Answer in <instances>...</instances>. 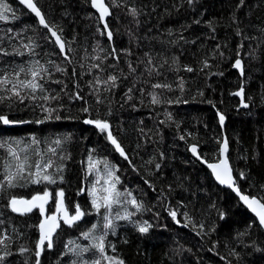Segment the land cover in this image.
<instances>
[{"label": "trees", "instance_id": "1", "mask_svg": "<svg viewBox=\"0 0 264 264\" xmlns=\"http://www.w3.org/2000/svg\"><path fill=\"white\" fill-rule=\"evenodd\" d=\"M4 2L13 12L7 21H0V79L6 77L10 83L0 84V96L11 99L0 102V115L30 122L0 123V143H11L21 157L27 155L32 172L37 160L41 165L51 161L47 172L57 181L33 184L18 179L16 187L0 192V240L12 253L4 264H35L41 217L38 209L25 215L14 213L8 201L30 199L48 190L51 196L45 209L49 214L55 209V193L61 189L70 214L79 204L86 215L72 227L60 222L54 246H45L41 264L80 260L69 249L90 244L82 234L93 224L98 226L96 236L108 231L106 242L114 250L107 247L106 255L125 264H264L263 229L187 151L188 145L196 144L202 158L215 161L225 135L240 190L264 202V0H244L243 4L240 0H193L191 4L188 0H117L119 6L105 0L111 13L107 19L111 41L89 0H38L46 22L65 42L68 59L31 13L15 0ZM132 8L138 10L135 17L130 14ZM237 58L242 61L243 75L233 67ZM93 64L100 67L93 68ZM40 66L46 71H41L37 82L44 91L33 94L31 89H20L22 102L6 91L17 80H31L30 70ZM109 75L118 78L115 87L109 90L108 85L96 84L97 78L104 81ZM154 84L171 88H153ZM241 86L248 107L238 109L239 96L233 93ZM77 93L82 100L75 98ZM153 93L161 103H152ZM45 95L58 98L46 103L41 99ZM97 97L102 103H97ZM42 105L57 109L53 117L62 118L36 123L46 115ZM84 107L89 112H83ZM217 112L225 115L224 131ZM84 119L107 120L128 159L120 157L106 133L84 124ZM33 138L38 145L32 144ZM56 139L61 145L54 143ZM15 141H21L19 147ZM25 146L27 151H21ZM50 147L55 154L47 151ZM37 151L42 155H36ZM90 155L106 161L119 177L120 203L110 212L115 234L103 228L105 209L98 214L91 204L89 191L95 185L97 195H105L99 190L108 177L104 163L89 171ZM6 163L15 170L7 144L0 147V181ZM61 167L63 171L58 172ZM241 172L244 179H240ZM133 198L143 205L141 211L127 202ZM125 210L134 215L117 219ZM172 211L177 213L176 220L169 214ZM144 222L151 227L141 234L137 225ZM4 246L0 244V249ZM21 247L28 251L20 253ZM82 256L91 261L99 253L90 249Z\"/></svg>", "mask_w": 264, "mask_h": 264}, {"label": "snow or ice", "instance_id": "2", "mask_svg": "<svg viewBox=\"0 0 264 264\" xmlns=\"http://www.w3.org/2000/svg\"><path fill=\"white\" fill-rule=\"evenodd\" d=\"M20 4L25 5L32 13L35 14V16L38 18L39 24L42 25L44 28L48 29V31L51 33L53 37H55V42L59 46L60 52L63 54L65 52V42L62 40V37L58 35L57 31L53 30L54 26H50L45 19V16L42 14L41 9L37 6V2H34V0H19ZM188 2L191 4L193 0H188ZM110 3L112 6H119L117 3V0H110ZM240 3L243 4L244 0H240ZM91 5L94 9H96L99 12V18L102 22L106 20V17H108L111 13L109 10V5L105 3V0H91ZM137 9L132 8L130 9V14L135 17L137 15ZM12 8L4 2V0H0V21H7L9 19L8 13H12ZM13 19H16L15 14L12 15ZM104 28L107 30V36L109 41L112 40L113 33L108 30V24L104 23ZM242 46V45H241ZM27 47V46H26ZM68 51H71V48L67 49ZM102 50V49H101ZM115 53V49H113V54ZM19 54V53H18ZM7 55V53H5ZM237 56H239V52H237ZM65 59H68L67 56H65ZM95 59H100V57H95ZM39 64V62H37ZM205 67H208L207 61L204 63ZM93 68H99V64H93ZM131 67V65H130ZM234 68L238 69L241 73V75L244 74V67L242 64L241 59L237 58L235 60V63L233 65ZM186 71L192 72L193 69L191 67H186ZM24 69L21 68L20 72H23ZM31 76L32 79L28 81H21L17 80L16 84H13L11 89H6V91H10L12 95L19 97L21 99V102L23 101V97L21 96L20 89L27 88L31 89V92L34 94L37 90L44 91L43 85L37 82V77L40 76L41 71H46L43 69L42 66L32 69ZM57 71L64 72L63 68L57 67ZM134 71V69H133ZM15 75L18 77L19 73H15ZM118 78L114 75H109L107 80L101 81L99 78L96 79V84H105L109 86V90L111 87L116 86V80ZM54 83H60V81H53ZM10 83V81L5 77L4 79H0V84L7 85ZM171 88L170 85L164 84H154L153 88ZM180 90L183 91V81L180 83ZM100 89L96 88V92H99ZM131 91V89H129ZM152 95V103L153 104H159L161 103L160 98L156 94ZM200 95H203L201 92ZM233 95L241 97V105L243 107H248L247 103H244V88L243 86L240 87V89L233 93ZM32 99H37L35 95H32ZM57 96H43L41 99H43L46 103L50 100L57 99ZM76 99L82 100L83 97L79 95V93L75 96ZM130 98V97H129ZM4 99H11V97H3L0 96V102H2ZM179 102V100H178ZM97 103H102V101L97 97ZM168 103H172V101H168ZM42 111L46 113V115L43 117V119H39L35 121L38 124L44 123L46 120L56 119L60 120L62 117L60 115H55L53 117V113L57 111L55 108L51 107H45L41 106ZM83 112L87 113L89 112L88 107H84L82 109ZM168 118L171 119V114L168 113ZM217 115L219 117V123L221 127H223L225 122V115L221 112H217ZM30 121H13L8 118L7 115H0V123H3L4 125H10V124H16V123H29ZM85 124H91L94 125L97 129H99L102 133H107V139L108 141L115 146V149L117 152L120 153L122 157H124L126 160L128 159V156L126 155L123 147L120 143H118L117 138L113 135L112 131L110 130V124L107 120L103 119H86L84 121ZM183 139V137H181ZM17 147L20 146L21 141H15L13 142ZM54 143L59 146L61 145L62 141L60 139H56ZM7 144V150L9 155L16 161L14 167L15 170L13 171V165L6 163L4 165V174H3V180L0 181V192H3L5 188H14L17 186V181L27 179V182L33 183V184H39L41 182H47L49 184H55L57 181L53 178L51 174H48L47 170L52 167V162L49 161L48 163H45L41 165L40 161L37 160L35 164L36 171L32 172L29 169L31 168V165L28 163L29 157L27 155L21 157L17 151L14 150L11 143L3 142L0 143V147H5ZM33 145H38L39 141H37L35 138L32 140ZM27 147L21 149V151L26 152ZM191 152L193 155L197 156L199 158V155L197 153V147L193 145L191 147ZM49 152H52L55 154L54 148H48ZM228 152V140L225 138L222 143H220L219 147V155L222 157L219 159L218 163H210L208 164V167L212 170L213 175L215 176L216 180L220 184H226L228 187L233 188L234 191H236L237 195L240 196V199L244 202V204L247 205L249 209L253 213H255L256 217L258 218L259 225L261 227H264V202H261L260 199H257L256 197H249L248 195H243L240 192V189L235 187V180L233 179L232 175V169L229 165V160L226 156V153ZM36 155L40 156L42 155L41 152L37 151ZM99 163H104L105 165V173L108 177L104 180V184L106 185L99 191H102L105 193V195H97V188L95 185L91 188L89 191V195L92 197L91 204L93 209L99 214L101 208L105 209V214L103 215L104 224L103 228L105 230H112V233L115 234V225L113 224V219L110 217V212L112 210V206L114 204L120 203L119 197L122 195L119 191L116 190V185L119 183V177L115 176L114 172L110 170L109 165L106 161H99V160H93L92 156H89V171L96 168V166ZM157 168L160 167L159 164L156 165ZM58 172H62L63 168H58ZM27 172V177L25 176V173ZM245 178V173H240V179ZM61 182H63V176H60ZM97 183H99V179L97 180ZM84 191V189H81V192ZM79 195V193H77ZM129 196H131V193H128ZM51 196V193L48 190H45L42 194H37L31 197V199L25 200V199H17L16 197H12L8 201V206L10 207L11 211L14 213H19L21 215H25L27 213L33 212L34 209H38L43 219L40 221L38 228H39V239L36 243V251H35V264H41V254L45 249V246L47 249H52L54 246V234L57 232V229L60 228V221L62 220L64 224L68 225L69 227H72L76 224L77 221L81 220V218L86 215L84 211L81 210V207L79 204L75 207V213L70 214L68 207L65 205V193L64 190L61 189L55 193V212H53L50 215L46 214L45 205L48 204L49 198ZM130 203L137 212L141 211L143 208V205L141 203H138L135 198L131 199L130 201H127ZM174 220H176L177 213L175 211H172L169 213ZM134 213L127 212L125 210V214L123 216H120L117 214V219H129ZM223 213H221V218H223ZM185 216L187 217V213H185ZM189 222H191V218L188 217ZM187 227V224L184 225ZM97 225L93 224L92 228L89 231L84 232L82 235L84 239L89 240L90 244L87 246H80L79 244H76L74 248L69 249L72 251L75 255L80 257V260H74L72 264H102L103 261H107L108 264H125V262L122 259H117L115 257H111L106 255V249L107 247H113L114 246L107 244L106 237L108 235V231L103 232V234L96 236L94 234L95 230L97 229ZM151 227L150 224L147 222H144L143 224L137 225L138 231L141 234H145L149 231V228ZM203 226H201L202 228ZM74 243V242H70ZM0 244H4V249H0V264H4V261L6 260V257L12 255L11 251L8 250V245L5 244L4 240H0ZM66 248L68 245L65 246ZM90 249H95L99 256L91 261H86L83 259L82 254L88 252ZM20 253L27 252L28 249L21 247ZM223 259V257H222Z\"/></svg>", "mask_w": 264, "mask_h": 264}, {"label": "water", "instance_id": "3", "mask_svg": "<svg viewBox=\"0 0 264 264\" xmlns=\"http://www.w3.org/2000/svg\"><path fill=\"white\" fill-rule=\"evenodd\" d=\"M17 3H19L20 4V2H19V0H15ZM90 1V5H91V0H89ZM106 3V2H105ZM24 9H26L29 13H31L36 19H37V22H38V24H39V21H38V18L35 16V14L34 13H32L25 5H22V4H20ZM91 8H92V10L98 15V17H99V12L96 10V9H94L93 7H92V5H91ZM110 10V9H109ZM108 17H110V15L108 16ZM108 17H106V20L104 21V22H102L101 20H100V18H99V20H100V23H101V25H102V27H103V29H104V31H105V35H106V37L108 38V36H107V30H105V28H104V23L106 22L107 23V19H108ZM108 24V23H107ZM40 25V24H39ZM40 26H42V25H40ZM43 27V26H42ZM48 30V29H47ZM108 30H110V28L108 27ZM49 32V31H48ZM49 34H50V36L52 37V39H53V41H54V43L56 44V42H55V37H53L52 35H51V33L49 32ZM56 46L58 47V49H59V46L56 44ZM60 50V49H59ZM62 55H64L65 56V52L62 54ZM241 97H239V105H238V109H242V108H245V107H243L242 105H241ZM243 99H244V97H243ZM244 103H246L245 102V100H244ZM219 118V117H218ZM86 119H84L83 120V123H84V121H85ZM20 124H24V123H20ZM85 124V123H84ZM220 124V123H219ZM86 125H91V124H86ZM91 126H93V127H95L94 125H91ZM221 126V125H220ZM96 128V127H95ZM221 129H222V131H224V125H223V127H221ZM226 138V136L225 135H223L222 136V140H221V142L220 143H222L223 142V140ZM193 145H195L196 147H197V153H198V155H199V158H197V156H195V155H193V153L191 152V147L193 146ZM114 146V145H113ZM219 147H220V145H219ZM114 148H115V146H114ZM187 151H188V153L194 158V159H196V160H198V162L200 163V164H202L205 168H207V170L209 171V173H210V175H211V177H212V179L214 180V182L218 185V186H220V187H223V188H227V189H229L234 195H235V197L238 199V201H239V203L244 207V208H246L252 215H253V217L256 219V221H257V223L259 224V221H258V218L256 217V215H255V213H253L252 211H251V209H249L248 207H247V205L246 204H244V202L240 199V196L239 195H237V193H236V191H234L233 190V188H231V187H228L226 184H220L217 180H216V178H215V176L213 175V172H212V170L208 167V164H210V163H218V161H219V159H221L222 157H220V155L218 154V159L217 160H215V161H206L204 158H202L201 156H200V154H199V152H198V146L196 145V144H190V145H188V147H187ZM228 152H229V146H228ZM228 152L226 153V156H227V158H228V160H229V157H228ZM119 153V152H118ZM119 155H120V153H119ZM120 157H122L121 155H120ZM123 159H125L124 157H122ZM229 165H230V167H231V169H232V175H233V179L235 180V187H237V188H239V186H238V183H237V181H236V178H235V176H234V172H233V168H232V165H231V163H230V160H229ZM240 189V188H239ZM240 192H241V194H243V195H248L250 198L251 197H256L257 199H260L259 197H257V196H252V195H250V194H247V193H244V192H242L241 190H240ZM17 199H24V198H20V197H16ZM31 199V198H30ZM25 200H28V199H25ZM261 200V199H260ZM261 202H263V201H261ZM17 214H19V213H17ZM43 219V217L41 216L40 217V220H39V223H40V221ZM62 221V220H61ZM63 222V221H62ZM39 223H38V225H39ZM260 226V225H259ZM261 227V226H260ZM262 229H263V231H264V227H261ZM38 233H39V228H38Z\"/></svg>", "mask_w": 264, "mask_h": 264}, {"label": "rangeland", "instance_id": "4", "mask_svg": "<svg viewBox=\"0 0 264 264\" xmlns=\"http://www.w3.org/2000/svg\"><path fill=\"white\" fill-rule=\"evenodd\" d=\"M100 177H101V176H100L99 174H97L95 180L97 181ZM105 186H106V185H105ZM54 210H55V209H54ZM53 212H55V211H53ZM53 212H52V213H53ZM73 214H74V213H73Z\"/></svg>", "mask_w": 264, "mask_h": 264}, {"label": "flooded vegetation", "instance_id": "5", "mask_svg": "<svg viewBox=\"0 0 264 264\" xmlns=\"http://www.w3.org/2000/svg\"><path fill=\"white\" fill-rule=\"evenodd\" d=\"M106 136H107V133H106ZM49 202H50V198H49ZM56 207V206H55ZM55 211V210H54ZM49 214H52V213H49ZM61 222V221H60Z\"/></svg>", "mask_w": 264, "mask_h": 264}]
</instances>
